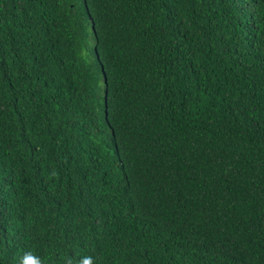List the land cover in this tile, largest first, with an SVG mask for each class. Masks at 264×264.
Segmentation results:
<instances>
[{
    "label": "trees",
    "instance_id": "obj_1",
    "mask_svg": "<svg viewBox=\"0 0 264 264\" xmlns=\"http://www.w3.org/2000/svg\"><path fill=\"white\" fill-rule=\"evenodd\" d=\"M29 251L264 264V0H0V264Z\"/></svg>",
    "mask_w": 264,
    "mask_h": 264
},
{
    "label": "clouds",
    "instance_id": "obj_2",
    "mask_svg": "<svg viewBox=\"0 0 264 264\" xmlns=\"http://www.w3.org/2000/svg\"><path fill=\"white\" fill-rule=\"evenodd\" d=\"M18 264H43L42 259L29 251L24 253L18 261ZM62 264H95L94 257L92 256H82L79 260L74 261L72 258L64 257Z\"/></svg>",
    "mask_w": 264,
    "mask_h": 264
},
{
    "label": "rangeland",
    "instance_id": "obj_3",
    "mask_svg": "<svg viewBox=\"0 0 264 264\" xmlns=\"http://www.w3.org/2000/svg\"><path fill=\"white\" fill-rule=\"evenodd\" d=\"M91 42H92V44H93V42H94L93 36L91 37Z\"/></svg>",
    "mask_w": 264,
    "mask_h": 264
}]
</instances>
